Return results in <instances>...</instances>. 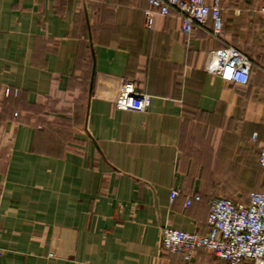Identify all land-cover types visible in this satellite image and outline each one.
<instances>
[{
  "label": "crops",
  "instance_id": "0c3cea01",
  "mask_svg": "<svg viewBox=\"0 0 264 264\" xmlns=\"http://www.w3.org/2000/svg\"><path fill=\"white\" fill-rule=\"evenodd\" d=\"M261 1L232 0L213 37L173 8L148 24L146 0H0V264H183L163 226L207 234L211 198L264 191ZM227 45L247 84L204 70ZM121 78L147 110L115 108Z\"/></svg>",
  "mask_w": 264,
  "mask_h": 264
},
{
  "label": "built area",
  "instance_id": "2783aa9c",
  "mask_svg": "<svg viewBox=\"0 0 264 264\" xmlns=\"http://www.w3.org/2000/svg\"><path fill=\"white\" fill-rule=\"evenodd\" d=\"M151 8L144 11L149 24L154 12L169 14L171 8L180 16L182 33L208 27L214 36H222L223 21L218 0H146ZM155 10V11H154ZM264 22V5L259 9ZM252 69L249 56L232 45L208 52L204 70L233 84H247ZM10 93L9 88L4 94ZM150 95L138 92L131 80L121 78L118 82L113 104L120 110L145 111L150 105ZM257 133L252 134L256 138ZM258 163L264 172V137L259 144ZM177 191L170 193V200ZM198 200L199 195L186 198L185 204ZM207 234L189 232L169 225L160 233L162 250L180 254L183 264H189L194 252L206 249L226 264H264V191H252L247 201L230 197H213L208 202Z\"/></svg>",
  "mask_w": 264,
  "mask_h": 264
},
{
  "label": "rangeland",
  "instance_id": "374dc122",
  "mask_svg": "<svg viewBox=\"0 0 264 264\" xmlns=\"http://www.w3.org/2000/svg\"><path fill=\"white\" fill-rule=\"evenodd\" d=\"M218 2H219V7H220V13H221V16H222V14H223V11H225L226 10V8L228 7V6H231V2H232V0H218ZM262 5H264V0H262L261 2H260V4H258V6L256 7V9H255V14H256V17H257V19L259 20V25L256 27L257 28V32H258V34H260L261 32L262 33H264V22H263V18H262V15L260 14V12H259V9H260V7L262 6ZM209 24H210V22H208ZM224 30H225V24L223 23V32H222V34L221 35H223V33H224ZM261 33V34H262ZM211 34V33H210ZM212 35V34H211ZM213 37H221V36H214V35H212ZM245 53V52H244Z\"/></svg>",
  "mask_w": 264,
  "mask_h": 264
}]
</instances>
